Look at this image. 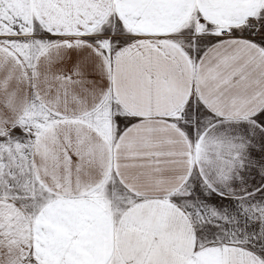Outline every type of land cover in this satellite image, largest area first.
<instances>
[{"label":"snow or ice","instance_id":"snow-or-ice-1","mask_svg":"<svg viewBox=\"0 0 264 264\" xmlns=\"http://www.w3.org/2000/svg\"><path fill=\"white\" fill-rule=\"evenodd\" d=\"M0 264H264V0H0Z\"/></svg>","mask_w":264,"mask_h":264}]
</instances>
